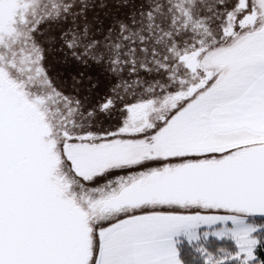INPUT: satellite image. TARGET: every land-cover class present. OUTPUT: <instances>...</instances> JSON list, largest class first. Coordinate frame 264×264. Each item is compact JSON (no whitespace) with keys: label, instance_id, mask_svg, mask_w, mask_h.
Listing matches in <instances>:
<instances>
[{"label":"snow or ice","instance_id":"6c2138e0","mask_svg":"<svg viewBox=\"0 0 264 264\" xmlns=\"http://www.w3.org/2000/svg\"><path fill=\"white\" fill-rule=\"evenodd\" d=\"M0 264H264V0H0Z\"/></svg>","mask_w":264,"mask_h":264}]
</instances>
